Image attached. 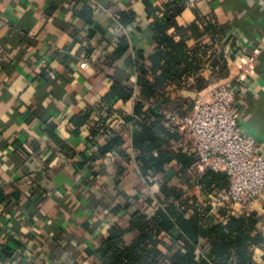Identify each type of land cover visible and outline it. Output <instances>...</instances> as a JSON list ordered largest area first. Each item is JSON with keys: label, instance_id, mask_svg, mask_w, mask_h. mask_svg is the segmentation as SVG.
Listing matches in <instances>:
<instances>
[{"label": "crops", "instance_id": "crops-1", "mask_svg": "<svg viewBox=\"0 0 264 264\" xmlns=\"http://www.w3.org/2000/svg\"><path fill=\"white\" fill-rule=\"evenodd\" d=\"M175 1L0 0V254L14 264H100L95 250L109 228L128 226L136 209L149 210L147 196L154 198V214L165 200L161 184L196 189L192 173L179 172L176 162L148 184L132 145L134 105L141 97L133 61L138 51L145 58L154 54L153 23L163 21ZM127 13L133 19L122 22ZM176 22L168 35L184 39L189 49L206 48L197 54L198 76L216 75L201 90L193 84L184 91L190 103L253 61L239 90V111L244 131L264 140V0H200L183 6ZM209 23L216 32L207 31ZM225 32L244 42L249 57L239 52L229 60ZM123 40L128 47L116 57ZM115 82L134 87L132 97L109 96ZM170 109H163L173 134L164 137L166 147L193 154L191 136L170 124ZM116 134L120 151L102 154ZM252 211L264 214V195ZM212 213L220 217L218 208ZM261 254L255 252L259 262Z\"/></svg>", "mask_w": 264, "mask_h": 264}, {"label": "trees", "instance_id": "trees-1", "mask_svg": "<svg viewBox=\"0 0 264 264\" xmlns=\"http://www.w3.org/2000/svg\"><path fill=\"white\" fill-rule=\"evenodd\" d=\"M175 3L177 6L166 10L163 21L153 23L157 43L154 54L145 58L138 51L137 60L133 61L137 73L136 87L141 97L136 98L134 105L132 120L136 129L132 145L138 152L136 160L140 173L148 184H153L157 175L166 173V164L176 162L179 172L192 173L193 184L202 185L209 197L217 190L228 188L227 175L211 170L200 174L195 166L194 154L174 151L165 145L164 137L173 134L164 124L163 109L172 108L182 115L187 114L184 107L191 108L192 103L184 91H190L193 84H197V90H201L203 84H209L216 76L205 79L197 74L200 63L197 54L205 46L197 45L189 49L184 39L177 41L167 34L169 27L176 26V16L184 6L177 0ZM125 17L131 21L134 15L122 14L120 20L125 22ZM88 22H91L90 18ZM216 26L209 23L207 31L216 32ZM220 28V31L227 30L226 26ZM224 44L230 45V61H235V54L239 52L242 57H249L244 42L230 39V34L226 32ZM127 47L128 42L123 40L116 57ZM146 59L150 61L149 66L145 63ZM227 62L223 69H227ZM193 76L196 78L190 81ZM134 92V87L115 82L109 96L117 95L128 100ZM109 133L112 135L113 131ZM122 142V138L116 134L100 151L102 154L111 150L120 151ZM155 150H158V155H154ZM160 191L165 200H160L162 206L154 214L150 212L154 198L147 196L145 202L149 204V210L136 209L128 226L113 224L109 228L95 250L100 264H264V214L243 210L235 213L231 207L225 206L218 207L220 217L215 219L207 201L201 203L195 190L188 193L165 183L161 184ZM130 205L128 202L125 208ZM122 208L116 206L114 210L120 211ZM130 233L135 235L128 241L126 236ZM257 250L262 252L261 262L255 257ZM0 257L4 256L0 254Z\"/></svg>", "mask_w": 264, "mask_h": 264}, {"label": "built area", "instance_id": "built-area-1", "mask_svg": "<svg viewBox=\"0 0 264 264\" xmlns=\"http://www.w3.org/2000/svg\"><path fill=\"white\" fill-rule=\"evenodd\" d=\"M193 7L200 0H177ZM253 61L236 76H228L199 94L191 110L184 115L167 110L170 124L187 132L192 138L191 151L200 172L224 173L229 178L226 190H217L208 197L202 185L196 186L201 203L210 206L237 208L251 212L253 203L264 195V140L257 133L244 131L241 124L238 95ZM88 67L87 62L81 64ZM153 179H151L152 181ZM0 264H14L0 257Z\"/></svg>", "mask_w": 264, "mask_h": 264}]
</instances>
